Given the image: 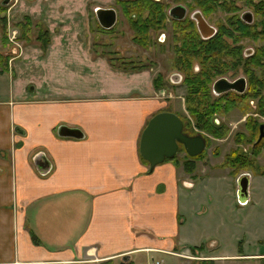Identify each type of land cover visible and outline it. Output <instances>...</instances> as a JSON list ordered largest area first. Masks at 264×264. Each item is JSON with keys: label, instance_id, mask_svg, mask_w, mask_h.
Listing matches in <instances>:
<instances>
[{"label": "crops", "instance_id": "crops-1", "mask_svg": "<svg viewBox=\"0 0 264 264\" xmlns=\"http://www.w3.org/2000/svg\"><path fill=\"white\" fill-rule=\"evenodd\" d=\"M49 32L44 54L29 45L0 67V264L182 260L198 247L182 193L192 174L171 162L148 171L138 152L148 119L180 108L155 96L148 70L93 58L85 32ZM60 126L82 137H59ZM38 156L47 173L37 171Z\"/></svg>", "mask_w": 264, "mask_h": 264}, {"label": "flooded vegetation", "instance_id": "flooded-vegetation-1", "mask_svg": "<svg viewBox=\"0 0 264 264\" xmlns=\"http://www.w3.org/2000/svg\"><path fill=\"white\" fill-rule=\"evenodd\" d=\"M97 8L103 11L102 23L96 20L99 56L108 65L145 67L159 98L184 102L175 112L182 132L201 136L204 146L189 156L179 144V161L192 162L201 174L235 184L243 175L249 176L248 181L252 175L264 176L257 161L264 156V0H112ZM123 37L130 42L128 49L121 43L116 46ZM156 83L172 90L156 89ZM227 136L234 148L222 155L218 143ZM208 153L221 160L220 171L206 173ZM234 187L236 205L250 202L248 187L245 198L239 197L238 185ZM244 242L245 237L237 240L236 253L225 257L219 256L216 245L218 254L209 259L210 264L219 259L264 264V232L247 241L251 250H245Z\"/></svg>", "mask_w": 264, "mask_h": 264}, {"label": "rangeland", "instance_id": "rangeland-1", "mask_svg": "<svg viewBox=\"0 0 264 264\" xmlns=\"http://www.w3.org/2000/svg\"><path fill=\"white\" fill-rule=\"evenodd\" d=\"M109 1L112 0H7L3 4V11L0 12V57L8 58L16 55L20 49L25 55L26 46H39V40L36 38L39 30L46 29L50 38L49 29L55 31L63 27L72 30L77 29L78 34H80L78 36L79 39L81 37L83 39V33L85 32L86 42L90 43L89 46H91V56L93 58L100 57L101 53L99 50H102L99 44L100 33L93 8L107 5ZM11 31L15 32L13 42L8 40L11 36ZM22 33L24 34L23 37H21ZM120 43L126 46L127 49L128 46L130 47V42L126 37L118 41L116 46L120 47ZM108 49L106 48V50ZM136 52L139 55L142 54L140 50ZM19 61H23L22 58H16L13 61V65ZM35 67H38V65L34 64L30 67V77L31 71ZM119 68H122L121 65ZM91 84H93V81ZM161 86H163V91L172 90L167 84ZM154 92L158 94L157 91L154 90ZM168 101H170L169 108L179 109L184 104L181 99ZM218 145L222 155L234 148L231 136L220 140ZM208 157L210 162L206 163V173L209 170L214 171L222 167L220 166L221 160L219 158L213 159L209 153ZM216 161L219 162L213 164ZM257 161L264 168V156L259 157ZM164 162L173 164L171 159H166ZM199 168L200 166L198 165ZM192 175L188 177V180L193 183L192 188L182 191L185 195L184 199H186L184 217L188 230L187 236L191 242L198 246L202 245L204 248L201 246L200 250H196V252L189 250L184 253L182 260L170 255H153V259L161 260L160 264H201L199 263L200 259H210L213 255L218 254L215 253V246L210 247L211 249L208 246L216 244L219 248L218 251H221V253L219 252L220 254H234L237 249V240L243 237H245L243 247L245 250H251L252 246L247 241L264 232V176L252 175L248 184L250 202L245 205H236L234 186L238 184H235L233 180L220 177L214 178L207 174L203 175L196 168ZM235 195L237 197V192ZM250 242H253V240H250ZM258 248L259 246H257ZM189 257H192V260ZM149 259L150 257H148ZM219 261H216L217 264H240L227 262L224 259H219ZM134 264L145 263L142 259L138 263L134 261Z\"/></svg>", "mask_w": 264, "mask_h": 264}, {"label": "water", "instance_id": "water-1", "mask_svg": "<svg viewBox=\"0 0 264 264\" xmlns=\"http://www.w3.org/2000/svg\"><path fill=\"white\" fill-rule=\"evenodd\" d=\"M102 13L103 11L100 8H95V18L99 24L102 23ZM110 20H112V14ZM109 24H104V26L108 27ZM14 131L19 132L21 135L24 134V131H19L17 127L14 128ZM56 132L59 137L76 139L82 137L79 130L66 126H60ZM262 135L261 132L260 136ZM179 144L183 145L189 156L197 155L204 146L201 136L189 137L182 132L181 119L175 113L161 111L155 113L142 130L139 139V154L147 161L150 170H152L155 165L162 163L165 159L172 158L176 154ZM34 163L38 172L43 174L48 172L49 164L43 156H38ZM248 177V175H243L238 179V195L240 198H245L247 195ZM192 185L186 183L185 187L190 188Z\"/></svg>", "mask_w": 264, "mask_h": 264}, {"label": "trees", "instance_id": "trees-1", "mask_svg": "<svg viewBox=\"0 0 264 264\" xmlns=\"http://www.w3.org/2000/svg\"><path fill=\"white\" fill-rule=\"evenodd\" d=\"M2 3H3V0H0V12H2L3 11V8H4L3 7L4 5ZM2 19H3V17H2ZM26 22H27V20H26ZM23 36H24V34L22 33L21 37H23ZM36 38L39 40V44H38L39 46L38 47L40 48L41 52L44 54L45 53V50H46V47H47V45L50 42V38H49V34H48L47 30L46 29L45 30H39V33L36 34ZM6 60H7L6 57H4V56L3 57L2 56L0 57V67L1 68H3L2 65L3 66L6 65ZM109 64H110V66L113 69H116L117 68V69H120V70L126 71V72H138V71H141V70L145 69V67H143V66H136V67L121 66L122 68H119V66L115 65L114 63H110L109 62ZM154 87L156 89H159L162 86L160 84L156 83V84H154ZM191 87H192L191 84L187 85V88L188 89H191ZM188 102H192V101L191 100H188ZM189 107H193L192 106V103H191V105ZM191 116H194V114L192 113ZM139 158L143 162L147 163L140 155H139ZM175 158H176V156L173 157L171 160H172L173 164L176 166V165L179 164V161L177 159H175ZM227 160L228 161L230 160L231 164H233L232 158L228 157ZM181 164H182L183 169L186 172H193V170H194V164L192 162L184 161ZM246 164L247 165H250L251 163L249 161H246ZM32 239H33L34 242H37V240H36L35 237H32ZM200 248H201V246L198 247V248H193L192 250H194V249H200ZM201 262H202L201 264H210V262H208V261H201Z\"/></svg>", "mask_w": 264, "mask_h": 264}, {"label": "built area", "instance_id": "built-area-1", "mask_svg": "<svg viewBox=\"0 0 264 264\" xmlns=\"http://www.w3.org/2000/svg\"><path fill=\"white\" fill-rule=\"evenodd\" d=\"M11 36L9 37V41L10 42H13L14 41V39H15V32L14 31H11ZM147 264H159L157 261H150V262H148Z\"/></svg>", "mask_w": 264, "mask_h": 264}]
</instances>
